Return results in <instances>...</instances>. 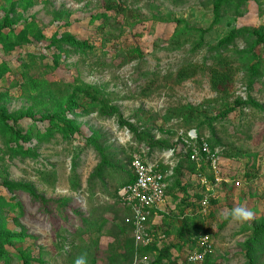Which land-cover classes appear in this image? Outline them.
<instances>
[{"label":"rangeland","instance_id":"374dc122","mask_svg":"<svg viewBox=\"0 0 264 264\" xmlns=\"http://www.w3.org/2000/svg\"><path fill=\"white\" fill-rule=\"evenodd\" d=\"M7 23L0 111L30 141L14 142L0 124V264H186L193 243L180 235L184 216L210 237L200 264H264V48L254 35H264V0H0ZM225 64L234 77L219 95L208 68ZM182 69L194 74L181 79ZM86 88L116 112L90 108L79 93ZM52 115L62 122L41 120ZM185 130L219 152L213 204L200 214L207 166L189 171L182 160L166 216L150 221L165 241L139 248L117 189L134 153Z\"/></svg>","mask_w":264,"mask_h":264},{"label":"built area","instance_id":"2783aa9c","mask_svg":"<svg viewBox=\"0 0 264 264\" xmlns=\"http://www.w3.org/2000/svg\"><path fill=\"white\" fill-rule=\"evenodd\" d=\"M171 143L174 147L161 151V154L150 152L148 148L146 151L142 149L133 154L129 163L133 181L117 192L119 205L130 215L132 238L136 246L142 249L158 241H165V234L158 227L152 229L150 221L156 220L157 215L166 216L165 213L162 214V209L167 200L166 191L170 187L169 183L179 156L188 158L195 166L206 165L210 171L213 183L204 175L198 176L199 189L202 193L197 207L202 216L207 215L216 185L222 178L219 152L210 149L205 137H198L194 130L179 131ZM239 185L238 181L234 183L235 187ZM179 220L182 218L179 217ZM190 240L194 244V249L186 256V264H200L212 253L210 237L207 233H198Z\"/></svg>","mask_w":264,"mask_h":264},{"label":"trees","instance_id":"16d2710c","mask_svg":"<svg viewBox=\"0 0 264 264\" xmlns=\"http://www.w3.org/2000/svg\"><path fill=\"white\" fill-rule=\"evenodd\" d=\"M217 8L218 7H216V9H215L216 10L215 13H217ZM9 27H10V24H8V23L1 25L0 26V32L2 30L6 29V28H9ZM254 35L256 36L255 38H257V44L261 43L263 48H264V38H263L264 35L263 34H257V33H254ZM233 36L234 35L231 34L229 37L226 38V40L224 42L227 44V42L231 41V37H233ZM208 73H209V82H210V86H211L212 90L215 93L219 94V95H225L228 92V90L230 89V87L232 86V82H233L234 71L231 69V67L227 66L226 64L224 65V68L221 67V69H219L218 67H210V68H208ZM193 74H194V71L192 69H186V70L182 69V70H180L178 76L181 79L182 78L185 79L186 77L191 76ZM79 93L81 95V99L84 100L85 102H87V104L90 106V108L97 109L99 111L100 115H103V116H105V115H113L116 112V109H114L112 107L107 108L106 105H104L103 103H99L98 99L95 97V94L92 92V90L90 88L89 89L88 88L81 89V90H79ZM71 108H72L71 101H68L66 103V110L70 111ZM29 118L32 121H34V122L37 121V119H34L31 116H29ZM41 120L42 121H46L48 123L47 125H50V126L54 124V121H57V122L61 121V119H59L58 115L47 116V117H44ZM185 122L188 123V119L187 118H185ZM0 124L3 125L4 127H6L8 132L11 134L12 139L14 140V142H16V143L17 142L18 143L19 142L27 143V142L30 141L29 135L27 133H24L22 131V129L18 126L17 120L11 119L9 116H7L5 114V112L3 110L0 111ZM119 125L120 126H124V127L128 128L131 132H133V134L136 136V138L138 139L139 142H143L144 141L145 136L141 135V134H137V131L130 124H128L127 122H121L120 121ZM61 131L66 133V134L78 133V129L73 128V127H69L67 125H63L61 127ZM187 131L188 130H185L184 132H187ZM194 131H196V130H194ZM196 134H197L198 137H204L200 133H198L197 131H196ZM172 136H174V134ZM166 142L167 141L162 142V141L158 140V141H155V143H152L153 147H149L148 146L149 148L148 147H146V148H148L150 152H161V151H164V150L172 149L174 147V145L172 143H169V142L166 143ZM206 142L209 145L210 149L213 150V148H212V146H211V144H210L208 139H206ZM154 145H156V146H154ZM154 147H156V148H154ZM19 150H20V154H22V155H30V153H31L29 150H23L21 148ZM182 160H185L187 164L192 166V167H188L189 171H192V168H194V166H195V164L190 162L188 160V158L179 156V159H178V162H177L178 165L174 169L175 171H174V174L172 176V180H176L178 177L182 176L181 175ZM103 163L106 164V160L104 159V157L102 158V164ZM202 167H204V165H202ZM126 175H127V178L120 184V186L117 189V192H118L119 189H121L124 186L132 183L133 176L131 175V173L129 172V175L128 174H126ZM208 178H210V176H208ZM173 184H171L170 187L168 188V190L166 191V196L167 197H169L168 195L170 193V189L172 188ZM178 184L179 183L177 181L175 183V186H178ZM3 187L5 189H8V190L19 189V190L27 192L34 200H39V201L42 200L41 198L36 197L34 195V192H32V190L28 186L16 187V186L10 185L8 183H3ZM199 199L200 198H198V200ZM211 204H213V201H210V206H211ZM185 206L189 207V203L187 202ZM188 218L189 217L184 216L181 221L179 220V223H181V225H182L181 226V230H180V235L181 236L184 235L185 238L187 237L188 241H189L193 236L197 235L198 233H207L205 231H201L200 229H196L195 230L193 227H191V226L189 227V225L187 223L188 222L187 221ZM192 247L194 249V244H193ZM153 248H154V245H152V246H150L148 248H145V249H153ZM165 251H167V249H165V250H163L161 252L164 253ZM206 258H208V256Z\"/></svg>","mask_w":264,"mask_h":264}]
</instances>
